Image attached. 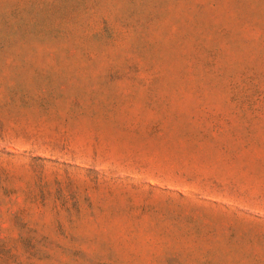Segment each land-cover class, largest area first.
Masks as SVG:
<instances>
[{"label":"rangeland","instance_id":"obj_1","mask_svg":"<svg viewBox=\"0 0 264 264\" xmlns=\"http://www.w3.org/2000/svg\"><path fill=\"white\" fill-rule=\"evenodd\" d=\"M0 264H264V0H0Z\"/></svg>","mask_w":264,"mask_h":264}]
</instances>
